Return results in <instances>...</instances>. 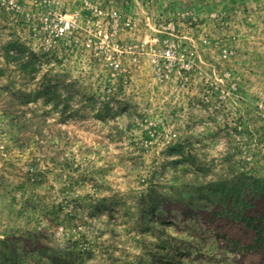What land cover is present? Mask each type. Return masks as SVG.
Returning a JSON list of instances; mask_svg holds the SVG:
<instances>
[{
    "label": "rangeland",
    "instance_id": "rangeland-1",
    "mask_svg": "<svg viewBox=\"0 0 264 264\" xmlns=\"http://www.w3.org/2000/svg\"><path fill=\"white\" fill-rule=\"evenodd\" d=\"M0 264H264V0H0Z\"/></svg>",
    "mask_w": 264,
    "mask_h": 264
},
{
    "label": "built area",
    "instance_id": "built-area-1",
    "mask_svg": "<svg viewBox=\"0 0 264 264\" xmlns=\"http://www.w3.org/2000/svg\"><path fill=\"white\" fill-rule=\"evenodd\" d=\"M70 26H71L70 22L65 21V22L60 26L59 31H60V32H65L66 30H68V29L70 28ZM166 54H168V53H166Z\"/></svg>",
    "mask_w": 264,
    "mask_h": 264
}]
</instances>
